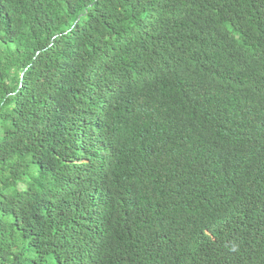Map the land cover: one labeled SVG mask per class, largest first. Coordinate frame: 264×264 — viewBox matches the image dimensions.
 Segmentation results:
<instances>
[{
	"label": "trees",
	"instance_id": "1",
	"mask_svg": "<svg viewBox=\"0 0 264 264\" xmlns=\"http://www.w3.org/2000/svg\"><path fill=\"white\" fill-rule=\"evenodd\" d=\"M258 110L264 0H0V264H264Z\"/></svg>",
	"mask_w": 264,
	"mask_h": 264
},
{
	"label": "clouds",
	"instance_id": "2",
	"mask_svg": "<svg viewBox=\"0 0 264 264\" xmlns=\"http://www.w3.org/2000/svg\"><path fill=\"white\" fill-rule=\"evenodd\" d=\"M257 123L260 126V128L262 130H264V117H262V115L260 114V111L259 110H258V121H257Z\"/></svg>",
	"mask_w": 264,
	"mask_h": 264
}]
</instances>
